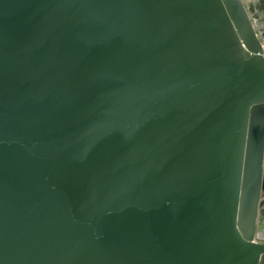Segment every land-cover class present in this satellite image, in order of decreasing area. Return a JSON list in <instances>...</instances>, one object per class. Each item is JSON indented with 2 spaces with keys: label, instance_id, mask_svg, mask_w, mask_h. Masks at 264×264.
I'll list each match as a JSON object with an SVG mask.
<instances>
[{
  "label": "water",
  "instance_id": "95a60500",
  "mask_svg": "<svg viewBox=\"0 0 264 264\" xmlns=\"http://www.w3.org/2000/svg\"><path fill=\"white\" fill-rule=\"evenodd\" d=\"M248 1L0 0V264H264Z\"/></svg>",
  "mask_w": 264,
  "mask_h": 264
},
{
  "label": "crops",
  "instance_id": "0c3cea01",
  "mask_svg": "<svg viewBox=\"0 0 264 264\" xmlns=\"http://www.w3.org/2000/svg\"><path fill=\"white\" fill-rule=\"evenodd\" d=\"M248 2L252 6V21L257 26L256 30L259 35H264V0H249Z\"/></svg>",
  "mask_w": 264,
  "mask_h": 264
},
{
  "label": "rangeland",
  "instance_id": "374dc122",
  "mask_svg": "<svg viewBox=\"0 0 264 264\" xmlns=\"http://www.w3.org/2000/svg\"><path fill=\"white\" fill-rule=\"evenodd\" d=\"M263 224H264V221H261L260 226L263 227V226H264ZM262 225H263V226H262ZM263 228H264V227H263ZM260 237L264 238V234H262V236H260Z\"/></svg>",
  "mask_w": 264,
  "mask_h": 264
}]
</instances>
